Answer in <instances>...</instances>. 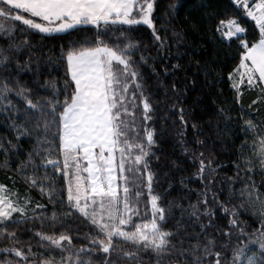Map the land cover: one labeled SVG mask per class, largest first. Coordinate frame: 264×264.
<instances>
[{"label": "snow or ice", "instance_id": "snow-or-ice-1", "mask_svg": "<svg viewBox=\"0 0 264 264\" xmlns=\"http://www.w3.org/2000/svg\"><path fill=\"white\" fill-rule=\"evenodd\" d=\"M230 3L254 21L258 35L253 41L240 38L245 28L227 12L222 18L212 12L206 19L217 21L209 29L213 41L239 40V63L228 78L237 102L241 85L257 90L256 99L248 105L251 109L264 104V0ZM155 4L156 0H0V126L12 133V138L0 134L4 157L0 168H9L15 157L16 174L29 188L39 187L53 205L51 217L37 214L36 209L45 207L41 204L29 215L31 197L27 193L21 197L0 184V241L6 242L0 247V264H122L125 260L143 264L141 253H151L154 264H264V188L254 179L264 177V118L245 117L241 105L243 140L234 145L233 176L225 174L221 179L220 170L226 165L217 162L214 152L201 151L207 149L208 141L197 138L201 133L197 123L191 125L198 130L192 141L195 147L188 148L184 138L187 110L178 107L180 89L175 82L169 86L159 79L156 66L157 57L172 56L171 45L159 32L172 29L177 59L184 55L180 51L183 32L173 25L175 15L166 18L158 30ZM177 8L170 5L169 11L175 14ZM137 25L151 30V44L158 45L156 56L145 55L150 45L132 35ZM85 26H92V35L85 33L61 45L58 57L45 55L32 41L35 35L43 39ZM192 27L196 30L199 25ZM136 53H140L138 60L133 58ZM61 66L62 88L55 79H41L46 67L50 75ZM144 66L164 89L161 103L167 105L171 100L172 114L178 115L181 125L178 143L185 155H191L196 169L180 177V194L168 200L167 206L161 205L166 196L153 189L159 181L150 163L155 156L156 130L147 125L159 103L154 105L151 96L145 95L148 74L140 71ZM181 67L180 63L171 65L172 70ZM162 72L169 74L167 65ZM206 72L210 74L211 69ZM141 105L143 137L135 123V109ZM217 114L225 119L222 129L216 126L217 137L228 135L232 117L223 108ZM25 138L30 142L28 149L21 145ZM57 174L67 184V206L62 214L56 211L57 205H64L63 193L56 188ZM163 175L168 181L167 173ZM137 178L145 183L135 184ZM193 182L200 187L190 188ZM142 189L148 195L143 214ZM249 211L258 219L251 232L240 219ZM76 214L93 229L84 234L82 239L88 243L81 246L73 243L67 230L55 231L57 227L67 229L68 219ZM37 221L41 228L50 221L54 231H33ZM24 232L33 235L22 241L19 233ZM34 238H38L35 245ZM123 244L132 245V250ZM34 247L38 250L33 251Z\"/></svg>", "mask_w": 264, "mask_h": 264}, {"label": "trees", "instance_id": "trees-1", "mask_svg": "<svg viewBox=\"0 0 264 264\" xmlns=\"http://www.w3.org/2000/svg\"><path fill=\"white\" fill-rule=\"evenodd\" d=\"M178 5L175 14L169 11L170 5ZM204 5V7H201ZM212 12H216L219 17H223L225 12L228 16L238 20L242 27L245 28V33L239 35L241 39H247L253 41L258 35V29L255 28L254 21L244 16L241 10L235 9L230 3V0H156L154 17H156V26L160 29L161 23L166 19L175 15L173 25L176 30H182L183 32V45L180 47V51L184 53L182 58L177 59L175 54L177 52V45L172 37V29L169 28L168 32L160 31L159 34L165 39L167 43L171 45L169 51L172 53L171 57H165L161 60L159 57L156 59L157 70L161 72L159 79L164 80L169 86L172 82L177 84L180 89L181 95L179 97L180 104L178 107L185 108L186 119H188V126L185 132L184 138L189 142L188 148L191 150L195 147L192 143L194 136L197 134V129L192 128L193 123L200 125L201 133L198 135V139L205 140L207 138V149H201L205 153L214 152L218 163L226 165L220 170L219 176L222 179L225 174L228 176L234 175V167L230 161L235 160L236 147L241 144L243 135L239 131V126L242 124L241 120V105H243L245 111L243 115L247 118H264V104L253 105L251 109L248 105L252 104V101L257 97V90L248 89L246 86L241 87L242 95L237 102L236 92L231 87V81L228 78V74L239 63V53L241 48L239 47V40L233 38L231 41H213L211 39L212 33L209 31L211 27L215 26L217 22L213 19L209 22L206 17ZM167 13V17L166 14ZM19 23V22H18ZM199 25L196 30H193V24ZM133 36H136L144 44H149L151 51L145 52V55L156 56L157 44H151V30L145 25L133 26ZM94 29L92 26L81 27L79 30H70L68 33L53 34L52 36H45L41 39L40 35L32 37L33 43H38V48L48 56L58 57L61 49V45H68L77 38H83L85 33L91 36ZM163 54V53H162ZM140 53H136L134 59L139 58ZM199 62V63H197ZM151 63V61L149 62ZM180 63L181 68L172 70L171 65ZM167 65L169 68V74L163 75L162 69ZM206 69H211L210 74L206 72ZM46 75L41 79L57 80L59 86L63 87V73L64 68H53L51 74H47L49 69H44ZM141 72L147 73V84L145 95H150L153 104L159 103V110L153 113V120L148 122V127L156 130L154 139L156 145L153 148L155 156L151 159L152 170L159 176V181L154 182L153 189L155 193H159L162 197L166 196V199H162L161 205L167 206V201L172 200L181 191V185L179 179L181 176H188L196 169L193 166L191 155H185L182 151L178 141L180 137L177 135L181 131V125L178 115H173L171 110V100L166 105L161 103L164 100V89L160 88L157 84V77L150 74L148 67L144 66L140 69ZM48 95V93H43ZM172 96V93H168ZM61 99L63 97L61 96ZM139 103V101H137ZM223 108L227 112L232 120L229 122V134L232 139H228V135L217 137V124L222 129L225 124V119L219 117L217 109ZM258 110V111H257ZM167 118H158V117ZM209 119L212 120L211 126L208 124ZM135 123L140 129V136L143 137V121H142V105L135 109ZM0 134L7 135L12 138V133L8 132L4 127L0 126ZM221 141L224 143L222 144ZM21 145L23 149L30 147L28 139H22ZM214 145V146H213ZM235 145V146H234ZM198 155V153H197ZM157 157L159 159H157ZM53 158H56L53 156ZM23 159V155H21ZM62 159V158H61ZM4 160L3 155H0V162ZM175 162V166L173 165ZM18 161L15 157L12 158L10 167L7 169L0 168V184H4L10 190L18 192L21 197L26 193L31 197L32 203L29 206V215H31V209H35L37 204L44 205L43 209H36L38 215L51 217L53 211V205L49 202L48 195L41 194L39 187L29 188L24 183L20 176L16 174V165ZM177 169L186 171H180ZM30 171V170H29ZM50 173L52 169L49 167ZM164 173L168 175V181L164 179ZM43 174V171L40 173ZM258 186L264 188V177L260 175L254 176ZM169 181L172 187L169 186ZM55 183L58 192L63 193L64 205H57L56 211L58 214H62L66 210L67 206V184L64 178L57 174L55 176ZM145 180L137 178L135 184L142 185ZM219 186V185H218ZM192 189H198L200 187L199 182H193L189 184ZM240 185L237 183V188ZM144 191V196L141 200L140 211L143 214L145 211V203L148 199L147 190ZM171 194L168 195L167 193ZM195 200V196H192ZM238 203V201H234ZM150 213V204L147 206ZM178 215V213H177ZM221 220L225 218L222 213H218ZM135 219V218H134ZM242 221L246 222L247 231L251 232L258 226V219L251 211L242 213L240 216ZM69 227L67 229H60L57 227L55 230L57 234L60 231L67 230L68 234L73 237V243L77 246L87 244L88 241L82 239L85 233L92 232L93 229L87 221H85L79 214L74 215L67 221ZM50 221H46L43 228L37 221L34 225L33 231L43 230L48 234H51L54 230L49 226ZM170 227V225L165 226ZM22 241H27L32 237V232L19 233ZM80 239H77V238ZM36 239H32V243L35 245ZM6 246V242L0 241V247ZM127 250H132V245H122ZM35 247L33 251H37ZM40 251H43L40 249ZM55 255L58 257L59 252ZM143 264H154L151 253H141ZM96 259V257H93ZM122 264H129L127 260Z\"/></svg>", "mask_w": 264, "mask_h": 264}, {"label": "rangeland", "instance_id": "rangeland-1", "mask_svg": "<svg viewBox=\"0 0 264 264\" xmlns=\"http://www.w3.org/2000/svg\"><path fill=\"white\" fill-rule=\"evenodd\" d=\"M59 34V33H58ZM244 33H242V34H238V35H243ZM235 38V37H234ZM233 39V38H232ZM15 215V214H14Z\"/></svg>", "mask_w": 264, "mask_h": 264}, {"label": "crops", "instance_id": "crops-1", "mask_svg": "<svg viewBox=\"0 0 264 264\" xmlns=\"http://www.w3.org/2000/svg\"><path fill=\"white\" fill-rule=\"evenodd\" d=\"M245 85H241V87H244Z\"/></svg>", "mask_w": 264, "mask_h": 264}]
</instances>
